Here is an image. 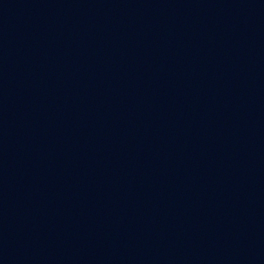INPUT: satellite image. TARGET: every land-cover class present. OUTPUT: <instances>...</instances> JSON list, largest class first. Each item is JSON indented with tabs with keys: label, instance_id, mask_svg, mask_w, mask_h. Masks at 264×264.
Here are the masks:
<instances>
[{
	"label": "water",
	"instance_id": "obj_1",
	"mask_svg": "<svg viewBox=\"0 0 264 264\" xmlns=\"http://www.w3.org/2000/svg\"><path fill=\"white\" fill-rule=\"evenodd\" d=\"M0 264H264V0H0Z\"/></svg>",
	"mask_w": 264,
	"mask_h": 264
}]
</instances>
